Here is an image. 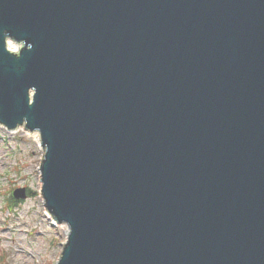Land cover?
<instances>
[{
  "label": "water",
  "instance_id": "95a60500",
  "mask_svg": "<svg viewBox=\"0 0 264 264\" xmlns=\"http://www.w3.org/2000/svg\"><path fill=\"white\" fill-rule=\"evenodd\" d=\"M0 123L56 264H264V0H0Z\"/></svg>",
  "mask_w": 264,
  "mask_h": 264
},
{
  "label": "rangeland",
  "instance_id": "374dc122",
  "mask_svg": "<svg viewBox=\"0 0 264 264\" xmlns=\"http://www.w3.org/2000/svg\"><path fill=\"white\" fill-rule=\"evenodd\" d=\"M43 153L34 134L0 125V264H54L67 239L65 228L47 215L40 195ZM22 186L35 195L9 210L10 190Z\"/></svg>",
  "mask_w": 264,
  "mask_h": 264
},
{
  "label": "bare ground",
  "instance_id": "6f19581e",
  "mask_svg": "<svg viewBox=\"0 0 264 264\" xmlns=\"http://www.w3.org/2000/svg\"><path fill=\"white\" fill-rule=\"evenodd\" d=\"M7 44H8V47L12 49V47H11V45L13 44L12 41L9 40ZM17 46H18V45H17ZM16 50H18V49H16ZM29 133H30V132H29ZM33 134H34V136L38 139V141L40 142V139H39V132H38V133L36 132V133H33ZM61 226H63V227L65 228L67 234L70 232V231H69V228H68V226H67V224H65V225H61Z\"/></svg>",
  "mask_w": 264,
  "mask_h": 264
},
{
  "label": "trees",
  "instance_id": "16d2710c",
  "mask_svg": "<svg viewBox=\"0 0 264 264\" xmlns=\"http://www.w3.org/2000/svg\"><path fill=\"white\" fill-rule=\"evenodd\" d=\"M34 192L31 191V195H33ZM17 201L14 200V198L11 196L9 199H8V207L10 210H13L15 208V206L17 205Z\"/></svg>",
  "mask_w": 264,
  "mask_h": 264
}]
</instances>
